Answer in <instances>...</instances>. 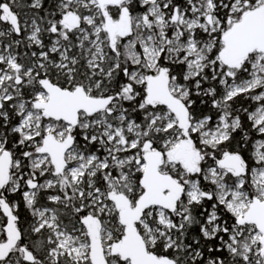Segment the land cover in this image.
Returning a JSON list of instances; mask_svg holds the SVG:
<instances>
[{
  "label": "snow or ice",
  "instance_id": "snow-or-ice-1",
  "mask_svg": "<svg viewBox=\"0 0 264 264\" xmlns=\"http://www.w3.org/2000/svg\"><path fill=\"white\" fill-rule=\"evenodd\" d=\"M0 264H264V0H0Z\"/></svg>",
  "mask_w": 264,
  "mask_h": 264
}]
</instances>
